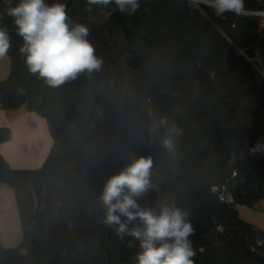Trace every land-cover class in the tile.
Returning <instances> with one entry per match:
<instances>
[{
    "label": "trees",
    "instance_id": "obj_1",
    "mask_svg": "<svg viewBox=\"0 0 264 264\" xmlns=\"http://www.w3.org/2000/svg\"><path fill=\"white\" fill-rule=\"evenodd\" d=\"M18 2L0 0L12 65L0 81V107L27 103L46 118L53 143L35 168L12 167L0 151V181L29 183L39 196L29 224L24 222L23 242L5 247L0 241V264H135L139 242L103 222L99 197L108 177L141 155L152 157L155 187L137 202L188 214L194 264H264V228L237 208L264 199V153L249 151L264 141L260 16L218 17L205 1L139 0L135 13H121L114 3L45 0L65 4L70 20L88 27L90 43L99 34V43L91 44L103 60L91 76L50 87L29 73L19 52L22 39L7 14ZM263 8L264 0H245L246 10ZM248 44L254 56L246 52ZM128 54L139 67L127 64ZM162 117L182 132L174 154L160 146L164 128L149 133ZM10 133L0 126V142ZM214 186H224L233 199L221 200ZM44 192V226L34 228Z\"/></svg>",
    "mask_w": 264,
    "mask_h": 264
},
{
    "label": "clouds",
    "instance_id": "obj_2",
    "mask_svg": "<svg viewBox=\"0 0 264 264\" xmlns=\"http://www.w3.org/2000/svg\"><path fill=\"white\" fill-rule=\"evenodd\" d=\"M87 3L105 7L114 3L121 13H135L139 8V0H87ZM209 6L218 17L246 11L245 0H209ZM7 14L13 18L17 35L22 39L19 52L29 73L48 86L59 87L81 74L91 76L101 69L103 60L87 38L88 27L72 22L65 4L19 0L16 6L7 9ZM10 47L8 31L0 27V59L7 56ZM160 128H164L160 146L174 154L175 139L182 134L181 129L169 125L162 117L153 121L149 133ZM249 151L264 153V141H257ZM152 167V157L141 155L108 177L99 197L105 210L103 222L121 238L130 236L139 242L135 264H194L195 252L189 240L194 229L188 214L167 204L156 211L137 202L138 197L155 187L151 182Z\"/></svg>",
    "mask_w": 264,
    "mask_h": 264
},
{
    "label": "crops",
    "instance_id": "obj_3",
    "mask_svg": "<svg viewBox=\"0 0 264 264\" xmlns=\"http://www.w3.org/2000/svg\"><path fill=\"white\" fill-rule=\"evenodd\" d=\"M36 125H39V129L45 140L44 143L47 145L44 155H42L43 157L38 163H36L38 156V138L34 136ZM0 126L9 127L11 130L10 136L0 142V151L12 167L35 168L43 164L53 143L48 122L44 116L36 111L29 110L27 103H23L15 109L0 107ZM16 205L18 206V204ZM20 227L21 216L18 211L16 214L12 213L11 216L0 213V231H5L4 235H15L21 231Z\"/></svg>",
    "mask_w": 264,
    "mask_h": 264
},
{
    "label": "rangeland",
    "instance_id": "obj_4",
    "mask_svg": "<svg viewBox=\"0 0 264 264\" xmlns=\"http://www.w3.org/2000/svg\"><path fill=\"white\" fill-rule=\"evenodd\" d=\"M193 5H197L199 1H205L209 3V0H190ZM245 12L255 14L260 16L262 24H264V8L259 10H246ZM103 37H106L103 34ZM239 51H244V48L239 46L237 43H234ZM11 58L7 54V56L3 59H0V81L6 79L11 72ZM39 125L35 127V135L38 138V156L36 163H38L42 155L46 150V143H44V137L42 136V132L38 128ZM46 145V147H45ZM41 156V157H40ZM41 166V165H40ZM39 167V166H37ZM18 204V206L16 205ZM39 205V196L35 192L34 188L29 183H21L18 186H11L3 181H0V213L2 215L11 216L12 213L18 211L21 216V231L16 233L15 235H4L3 231L1 232L0 241L5 247H17L24 240V227L29 224L28 219L32 216L37 207ZM237 208L239 209L240 216L246 218L247 220L258 224L264 227V199H261L255 206H249L246 204H238ZM26 225H25V223ZM223 226H220L222 229ZM216 235H214L213 239H216ZM218 242L213 245H217Z\"/></svg>",
    "mask_w": 264,
    "mask_h": 264
},
{
    "label": "water",
    "instance_id": "obj_5",
    "mask_svg": "<svg viewBox=\"0 0 264 264\" xmlns=\"http://www.w3.org/2000/svg\"><path fill=\"white\" fill-rule=\"evenodd\" d=\"M99 34H96L94 38L91 40V43L96 45L99 43ZM246 52L250 56H254L256 51L251 44L247 45ZM126 62L128 65L136 68L140 66V61L134 57L133 55L128 54L126 57ZM46 202H47V192H44L43 200L41 202L40 210L35 218L33 227L34 228H42L44 226L45 214H46Z\"/></svg>",
    "mask_w": 264,
    "mask_h": 264
},
{
    "label": "built area",
    "instance_id": "obj_6",
    "mask_svg": "<svg viewBox=\"0 0 264 264\" xmlns=\"http://www.w3.org/2000/svg\"><path fill=\"white\" fill-rule=\"evenodd\" d=\"M214 190H218L219 191V196L221 200H232V196L227 194L225 192V187L223 186V188L221 190H219L218 186H214Z\"/></svg>",
    "mask_w": 264,
    "mask_h": 264
},
{
    "label": "bare ground",
    "instance_id": "obj_7",
    "mask_svg": "<svg viewBox=\"0 0 264 264\" xmlns=\"http://www.w3.org/2000/svg\"><path fill=\"white\" fill-rule=\"evenodd\" d=\"M38 128H39V126H38ZM42 130V129H41ZM45 147H46V145H45ZM41 157V156H40ZM43 157V156H42Z\"/></svg>",
    "mask_w": 264,
    "mask_h": 264
}]
</instances>
